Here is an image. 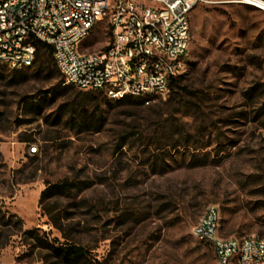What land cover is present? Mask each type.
Listing matches in <instances>:
<instances>
[{"label":"rangeland","instance_id":"rangeland-1","mask_svg":"<svg viewBox=\"0 0 264 264\" xmlns=\"http://www.w3.org/2000/svg\"><path fill=\"white\" fill-rule=\"evenodd\" d=\"M190 22L183 78L149 105L67 84L54 60L0 65V264H213L193 234L212 204L219 235H264V11L200 3ZM68 245L84 257L64 260Z\"/></svg>","mask_w":264,"mask_h":264},{"label":"built area","instance_id":"built-area-1","mask_svg":"<svg viewBox=\"0 0 264 264\" xmlns=\"http://www.w3.org/2000/svg\"><path fill=\"white\" fill-rule=\"evenodd\" d=\"M217 2L264 11V0H0V65L31 66L35 39L52 47L65 83L149 105L164 98L171 80L186 69L192 10ZM98 27L105 42L89 50ZM219 228L213 204L193 227L212 246L213 264H264V235L221 236Z\"/></svg>","mask_w":264,"mask_h":264},{"label":"trees","instance_id":"trees-1","mask_svg":"<svg viewBox=\"0 0 264 264\" xmlns=\"http://www.w3.org/2000/svg\"><path fill=\"white\" fill-rule=\"evenodd\" d=\"M33 42L36 45V53H35L36 58L34 59V62L32 65H34L36 63L37 70L44 71V70L48 69V67H50L49 66L50 63L52 64V62L54 60L52 47L48 44H45V43L38 41V40H35V39L33 40ZM54 63H55V61H54ZM27 67H29V66H27ZM58 71H59V69H58ZM182 78H183V76L179 75V76H177L171 80L170 90L172 93L174 92L175 88L179 85ZM93 91H97L99 93H102L101 91H98V90H93ZM104 96H106V95L104 94ZM116 101L117 102H126L127 104H138V105L144 104L142 100H140L138 98L130 97V96H126V97H123L121 99H117ZM71 188H72V184L67 179H63V180H60L58 182H53V183H46L45 188L42 189L40 192L39 203L41 204L42 201L47 200L51 197L66 194L71 190ZM42 210L45 211V208L43 206H42ZM0 212H1V208H0ZM5 213L8 215L9 218H15L16 225H18L19 229H21V230L23 229L22 228V222H21L22 220L18 217L17 214L10 213L7 210H5ZM51 222L54 225H57L56 220H54L53 218L51 219ZM7 223L8 222H6V221L4 222V224H7ZM40 231L41 230L39 228L34 227V228L22 230V233L25 236H28L29 239L36 241L37 245H39L41 247H47L48 242H46V240H43L40 237V235H39ZM0 246H3V243H0ZM55 249L58 250V255L63 256L64 260H67L70 257H74V258L84 257L83 256V249L80 246L68 245V246H65L63 248L60 247V248H55Z\"/></svg>","mask_w":264,"mask_h":264},{"label":"crops","instance_id":"crops-1","mask_svg":"<svg viewBox=\"0 0 264 264\" xmlns=\"http://www.w3.org/2000/svg\"><path fill=\"white\" fill-rule=\"evenodd\" d=\"M0 261H10L8 257H6V254L4 252H0Z\"/></svg>","mask_w":264,"mask_h":264}]
</instances>
